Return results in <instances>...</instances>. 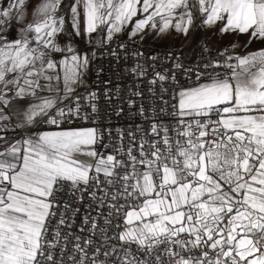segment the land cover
Segmentation results:
<instances>
[{"label":"snow or ice","instance_id":"1","mask_svg":"<svg viewBox=\"0 0 264 264\" xmlns=\"http://www.w3.org/2000/svg\"><path fill=\"white\" fill-rule=\"evenodd\" d=\"M199 30L247 42L206 38L191 57L166 52L159 70V55L112 47L122 32L135 42ZM94 36L91 51L75 44ZM253 42L264 45V0H3L0 264H264V47ZM98 53L135 58L137 77L151 62L159 95L138 109L139 138L64 126L123 100L88 89ZM129 92V107L144 98Z\"/></svg>","mask_w":264,"mask_h":264},{"label":"built area","instance_id":"2","mask_svg":"<svg viewBox=\"0 0 264 264\" xmlns=\"http://www.w3.org/2000/svg\"><path fill=\"white\" fill-rule=\"evenodd\" d=\"M119 43H126L130 50L141 51L145 54V59L153 55L161 56V59L156 61L157 68L166 67L168 61L163 59V55L168 51L180 52L171 44H156L151 42H140L136 40L135 42L131 41L128 37L117 38L115 43L112 44V47L115 48ZM217 47V46H215ZM221 48V47H217ZM195 50L199 52V48L196 46ZM191 57V56H189ZM141 64H144L147 71L146 77H137L132 73L131 69L135 66V58L129 59L127 61L121 60L119 62L113 60L111 65L107 57L100 56L97 54L96 59L91 65L89 85L87 86L89 90H95L98 94H102L105 88L107 87L112 92H115L117 88L121 90V96L123 100L113 97L114 105H106L103 100H101V115L93 116L92 120L85 121L77 118H71L68 124H65V127H99L100 129H111L115 134L116 129L124 130L125 133L132 131L136 133L137 138H139V128H147L148 124L145 123V117L139 115L138 109L141 103L147 106L150 103H153V95H159V84L149 85L148 81L152 79V72L150 71L151 62L149 61L145 64V60L141 59ZM103 66L104 71L97 77L98 69ZM181 82L186 83L183 77L180 78ZM104 81H110L109 84L105 85ZM171 83V82H169ZM168 86L167 84L165 85ZM152 87L154 89L153 93L148 92V88ZM140 89L144 92V98L132 97L136 101L134 105L129 107L127 100L130 96L129 90ZM83 91V89H81ZM171 89L165 95H170ZM122 107L123 112L119 115L117 114L118 108ZM90 111V110H89ZM105 137L101 144H99L98 150L100 152H105V145L111 147L112 139L107 138V133L105 132ZM125 144L128 143V138L125 136ZM67 199V197H65ZM90 203L88 197L86 196L84 200L79 201L75 204L76 207L81 208V213L79 217L75 218V224L73 230L77 233L80 231L82 216L87 210L86 206ZM93 214H95L93 212ZM101 223L103 221L101 220Z\"/></svg>","mask_w":264,"mask_h":264},{"label":"crops","instance_id":"3","mask_svg":"<svg viewBox=\"0 0 264 264\" xmlns=\"http://www.w3.org/2000/svg\"><path fill=\"white\" fill-rule=\"evenodd\" d=\"M121 37H128L127 33L122 32L118 34V38H121ZM206 38H210V42L213 46H217L221 48L224 46H227L229 42L238 43L240 46L238 50H243V45L247 42V37L243 35H241L240 37L236 39H234L230 35H227L221 38L219 36H214L210 32L205 33L203 30H199L195 32L194 35L187 40L182 35L176 34L174 31L171 32V34H164L163 36H156L154 32L149 31V34L146 36V38L143 41H140L139 38H137L136 40L140 42L157 43L160 45L171 44L175 48H177L180 52H183L185 57H189V56H192L193 50L195 49L196 44ZM61 39H63V37ZM96 39H97V36H94L92 46H89L85 41H81L79 38L75 40V44L81 50L88 49L89 51H91V48L95 46ZM260 47H264V45L260 44L259 42H253L250 45V50H254ZM89 78H90V73H89L88 80H87V86L89 85Z\"/></svg>","mask_w":264,"mask_h":264},{"label":"rangeland","instance_id":"4","mask_svg":"<svg viewBox=\"0 0 264 264\" xmlns=\"http://www.w3.org/2000/svg\"><path fill=\"white\" fill-rule=\"evenodd\" d=\"M3 2V0H0V3H2ZM9 38H11V37H9ZM152 43V42H151ZM200 43V42H199ZM199 43H197L196 44V46L199 44ZM157 44V43H156ZM196 46H195V48H196ZM90 79V78H89Z\"/></svg>","mask_w":264,"mask_h":264}]
</instances>
